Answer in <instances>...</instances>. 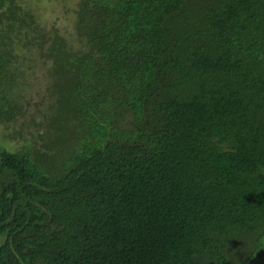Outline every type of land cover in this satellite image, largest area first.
<instances>
[{
  "label": "trees",
  "instance_id": "1",
  "mask_svg": "<svg viewBox=\"0 0 264 264\" xmlns=\"http://www.w3.org/2000/svg\"><path fill=\"white\" fill-rule=\"evenodd\" d=\"M75 6L71 45L0 0V264L261 259L264 0Z\"/></svg>",
  "mask_w": 264,
  "mask_h": 264
},
{
  "label": "rangeland",
  "instance_id": "2",
  "mask_svg": "<svg viewBox=\"0 0 264 264\" xmlns=\"http://www.w3.org/2000/svg\"><path fill=\"white\" fill-rule=\"evenodd\" d=\"M15 2L22 9L27 10L29 15L38 22L37 24L44 31L45 40L52 38L54 34L62 37L68 44H71L70 42L75 39L73 20L76 0H15ZM46 44L40 51L34 49V57L30 59V63L28 62V65L31 66L26 82L28 86L26 100L29 104V112H33L36 106L45 105L48 98L47 86L49 81L45 76V70L49 63H45L39 55V53H45ZM2 132L7 135L9 131L0 128L1 142L7 149H14L19 145L18 142H6L2 139ZM262 251L264 252V247L260 251L261 259H253L248 264H263L264 253L262 254Z\"/></svg>",
  "mask_w": 264,
  "mask_h": 264
}]
</instances>
